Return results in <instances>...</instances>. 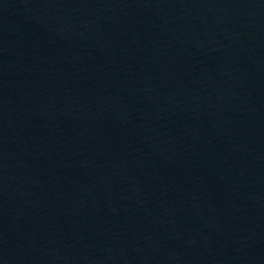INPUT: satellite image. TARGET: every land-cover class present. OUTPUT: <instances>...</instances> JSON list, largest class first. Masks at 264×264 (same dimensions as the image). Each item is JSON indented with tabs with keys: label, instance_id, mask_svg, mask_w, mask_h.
<instances>
[{
	"label": "water",
	"instance_id": "1",
	"mask_svg": "<svg viewBox=\"0 0 264 264\" xmlns=\"http://www.w3.org/2000/svg\"><path fill=\"white\" fill-rule=\"evenodd\" d=\"M0 264H264V0H0Z\"/></svg>",
	"mask_w": 264,
	"mask_h": 264
}]
</instances>
